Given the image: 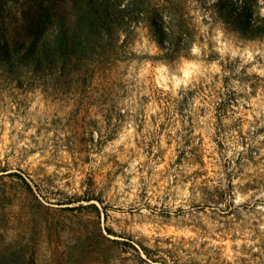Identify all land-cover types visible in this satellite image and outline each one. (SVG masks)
<instances>
[{
  "label": "rangeland",
  "instance_id": "rangeland-1",
  "mask_svg": "<svg viewBox=\"0 0 264 264\" xmlns=\"http://www.w3.org/2000/svg\"><path fill=\"white\" fill-rule=\"evenodd\" d=\"M110 1L0 0V264H264V0Z\"/></svg>",
  "mask_w": 264,
  "mask_h": 264
},
{
  "label": "trees",
  "instance_id": "trees-1",
  "mask_svg": "<svg viewBox=\"0 0 264 264\" xmlns=\"http://www.w3.org/2000/svg\"><path fill=\"white\" fill-rule=\"evenodd\" d=\"M102 1L104 2V4L111 3L110 0ZM53 11L54 5L45 7L43 10L45 16L36 20L35 28L37 30V36L33 37V39L30 41L32 47L37 48L41 44H45V40L48 39V29L51 30V32H57V34L61 36V48L64 49V51L71 50L72 52H75L74 50L77 49V45L75 44V42H72V40H74L75 38L70 36L72 32H79L86 36L95 37L96 41L95 45L93 46L100 47L103 45V41H105L106 38L111 37L116 32H121V34L124 33L127 35V32L130 30L123 27L125 25H128V22L125 21L124 17H122V12L119 13L118 19H115L110 13H94L93 15L92 13H89L87 15L85 14V11H80L81 13L79 17L71 19L61 17L59 15L57 16L53 14ZM245 23L249 24V26H251L255 32H263L262 27L258 23H252L251 21H246ZM137 24L138 23H136V26ZM123 43H125V40ZM122 46L123 44L120 45V47ZM43 51L45 53V57L42 59L34 57L35 52L29 53L28 56H23L16 51H12L9 44L6 42H2L0 38V56L2 57L0 59V63L3 64H13V62H15L14 60H16L17 63L31 64L32 66L36 67V69L45 67L46 65L49 70L55 66V63L59 59H57L55 55L50 53L49 51L45 49H43Z\"/></svg>",
  "mask_w": 264,
  "mask_h": 264
}]
</instances>
